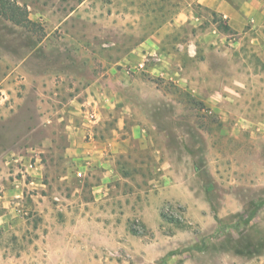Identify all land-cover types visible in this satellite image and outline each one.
Returning a JSON list of instances; mask_svg holds the SVG:
<instances>
[{
    "label": "rangeland",
    "instance_id": "374dc122",
    "mask_svg": "<svg viewBox=\"0 0 264 264\" xmlns=\"http://www.w3.org/2000/svg\"><path fill=\"white\" fill-rule=\"evenodd\" d=\"M213 11L0 0V195L22 188L0 201V264H264V17L232 32ZM87 79L123 99L101 133L147 139L116 156L100 199L102 173L65 154Z\"/></svg>",
    "mask_w": 264,
    "mask_h": 264
},
{
    "label": "crops",
    "instance_id": "0c3cea01",
    "mask_svg": "<svg viewBox=\"0 0 264 264\" xmlns=\"http://www.w3.org/2000/svg\"><path fill=\"white\" fill-rule=\"evenodd\" d=\"M203 4L209 6L213 10L224 15L237 31H241L247 23V16L254 18L264 17V0H243L239 6L234 4L232 0H199ZM111 77V80L120 82L117 79L119 74L121 78L126 76V71H119L117 67H110L105 72ZM122 85H126L125 83ZM106 87L101 83H92L88 86V79L83 87V100L79 99V95L71 100L65 107L67 118L66 135L67 146L65 149L66 156L70 159L72 164H77L80 171H88L89 175L99 171L101 177L98 182L92 185L95 199H100L107 195L109 191V183L113 179L114 160L116 156L126 154L129 152L131 143L134 140L144 142L145 134L137 133L135 130L132 135L128 137H119L115 135L103 134L100 128L105 122V112L110 111L116 103H123V99L115 100L107 98ZM91 90L94 92L92 95ZM89 91V96H88ZM98 108L100 114L99 120L87 122L86 112L89 107ZM101 107H106V110H101ZM64 110V111H65ZM63 111V112H64ZM64 117H61L63 119ZM93 123V124H92ZM146 143V141H145ZM147 146V144H146ZM9 163V162H8ZM39 167L33 168L32 172L38 171ZM36 181V179H34ZM22 188L19 184L4 186L3 195H0V201L8 205L14 198L20 197ZM10 214H4L2 217L7 218Z\"/></svg>",
    "mask_w": 264,
    "mask_h": 264
},
{
    "label": "trees",
    "instance_id": "16d2710c",
    "mask_svg": "<svg viewBox=\"0 0 264 264\" xmlns=\"http://www.w3.org/2000/svg\"><path fill=\"white\" fill-rule=\"evenodd\" d=\"M2 1H8V0H2ZM14 7L18 8L19 6H14ZM212 14L215 17L216 22H218V26H219L220 29L234 32V29L232 28V26L229 24L228 20L225 19L222 14H220V13H218L216 11H213Z\"/></svg>",
    "mask_w": 264,
    "mask_h": 264
},
{
    "label": "built area",
    "instance_id": "2783aa9c",
    "mask_svg": "<svg viewBox=\"0 0 264 264\" xmlns=\"http://www.w3.org/2000/svg\"><path fill=\"white\" fill-rule=\"evenodd\" d=\"M86 119L89 121V122H95L98 120V114L97 112L95 111H86Z\"/></svg>",
    "mask_w": 264,
    "mask_h": 264
}]
</instances>
